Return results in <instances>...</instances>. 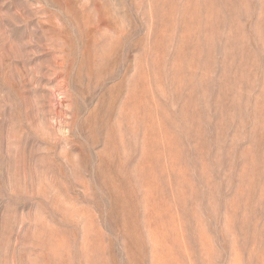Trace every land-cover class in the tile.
<instances>
[{
    "label": "rangeland",
    "instance_id": "374dc122",
    "mask_svg": "<svg viewBox=\"0 0 264 264\" xmlns=\"http://www.w3.org/2000/svg\"><path fill=\"white\" fill-rule=\"evenodd\" d=\"M0 264H264V0H0Z\"/></svg>",
    "mask_w": 264,
    "mask_h": 264
}]
</instances>
